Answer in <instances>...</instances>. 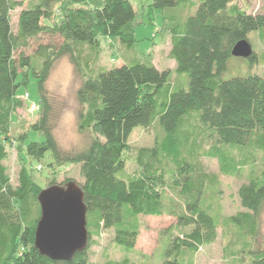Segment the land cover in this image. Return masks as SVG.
Listing matches in <instances>:
<instances>
[{"label": "trees", "instance_id": "trees-1", "mask_svg": "<svg viewBox=\"0 0 264 264\" xmlns=\"http://www.w3.org/2000/svg\"><path fill=\"white\" fill-rule=\"evenodd\" d=\"M68 1L31 0L21 9L14 29L11 12L22 2L0 0V264H89L91 222L112 229L113 241L131 251L140 235L136 218L164 213L175 215L180 225L192 226L171 240L163 261L183 264L178 257L182 248L197 251L218 236L217 218L203 201L209 181L203 159L226 162L225 145L264 152V76L226 75L234 57L255 62L249 35L258 32L264 44V13H247L234 0H153L152 7L158 10L176 6L190 10L185 17L170 15L174 25L168 56L179 75L174 77L169 68L161 70L130 52L136 42V11L130 0H103L100 8ZM102 39L118 41L129 53L121 65L95 71L92 63L99 58ZM241 39L251 43L250 57L232 54ZM33 42L38 43L36 50L26 53ZM66 55L81 72L79 129L88 134L84 145L68 150L54 133L53 109L45 91L54 60ZM30 71L38 78L41 94V115L32 128L44 137L27 141L28 134L20 135L24 152L41 161L39 170L47 154L50 169L82 164L89 241L68 260L52 259L35 246L42 187L25 164L13 182L4 162L14 115L24 106L17 93L22 83L18 78L23 74L27 81ZM155 121L163 137L152 146L137 147L140 173L123 177L133 129L148 128ZM168 174L178 176L181 211L177 201L165 203L160 191ZM238 194L244 209L228 221L251 238L250 264H264V172L242 183ZM105 264L136 263L125 256Z\"/></svg>", "mask_w": 264, "mask_h": 264}, {"label": "rangeland", "instance_id": "rangeland-1", "mask_svg": "<svg viewBox=\"0 0 264 264\" xmlns=\"http://www.w3.org/2000/svg\"><path fill=\"white\" fill-rule=\"evenodd\" d=\"M30 1L21 0L22 6L11 12L14 29L17 28L21 9L27 7ZM130 1L136 11L134 20L136 42L130 52L143 60L153 62L161 70L169 68L175 77L178 75L175 72V61L168 56L170 28L174 25L170 15L180 13L181 17H185L190 10L179 8V6L158 10L152 7L153 0ZM68 2L72 5L92 8H100L104 4L103 0H69ZM234 3H237L247 13H264V0H234ZM249 40L256 54L255 62L250 63L247 59L234 57L232 61L230 60V68L226 75L257 72L264 76V44L258 32H252ZM42 42L47 43L48 39L44 38ZM57 42L60 43V41ZM37 44L33 42L25 52L33 54ZM99 50V58L92 63L95 71L121 65L129 53L118 41L111 42L106 39L101 40ZM36 69H39L37 65ZM25 70L28 71V69ZM182 79L186 80L184 77ZM18 81L22 83L17 93L23 99L24 106L17 109L14 115L9 134L10 141L7 143L8 153L4 161L12 181L15 182L19 168L25 164L29 170H33L42 188L51 183L65 184L68 181H75L81 185L84 182L81 163H68L62 167L50 169L47 164L50 156L47 154L43 169L39 170L38 165L41 161L30 158L24 152L25 146L23 147L22 141L19 140L20 135L28 134L27 141H40L44 137L42 132L32 128V124L39 119L41 110L33 112L29 109L31 102H41V94L38 78L32 71L29 72L27 81H23V74L20 75ZM81 82V72H78L68 55L54 60L45 82L46 95L53 109V130L65 150L79 148L88 139V134L79 129V111L82 106L77 99V90ZM26 93H29V98L26 97ZM163 135V130L157 121L148 128L135 127L128 140L130 148L124 153L126 165L121 175L128 177L140 173V168L135 161L137 147L152 146ZM223 151L227 157L226 162L217 157L203 159L209 173L203 201L205 207L217 218L219 225L217 239L213 243L203 245L197 251L182 248L178 257L183 264H250L252 260L249 255V248L253 243L251 238L232 225L228 217L244 209L238 194L239 186L250 178L260 177L263 174L264 152L238 145H225ZM178 180V176L168 174L166 183L160 187V191L165 203H172L171 201L175 200L181 211L183 205L177 198ZM136 222L140 235L136 247L131 251L125 250L113 241L112 229L98 228L94 222H91L90 228L94 233L89 248V264H105L109 260H121L125 256L136 264H163L171 240L176 236H183L185 232L192 229V226L180 225L176 216L168 213L139 215ZM261 223V229L264 230V210Z\"/></svg>", "mask_w": 264, "mask_h": 264}, {"label": "water", "instance_id": "water-1", "mask_svg": "<svg viewBox=\"0 0 264 264\" xmlns=\"http://www.w3.org/2000/svg\"><path fill=\"white\" fill-rule=\"evenodd\" d=\"M253 53L247 39L232 48L234 56L250 57ZM41 215L36 227L35 246L52 259L68 260L88 246V206L82 186L75 181L51 184L38 194Z\"/></svg>", "mask_w": 264, "mask_h": 264}, {"label": "built area", "instance_id": "built-area-1", "mask_svg": "<svg viewBox=\"0 0 264 264\" xmlns=\"http://www.w3.org/2000/svg\"><path fill=\"white\" fill-rule=\"evenodd\" d=\"M26 97H30L29 96V93H26ZM29 109L31 110V111H37V110H39V104L38 103H36V102H31L30 104H29ZM39 168H40V166H39Z\"/></svg>", "mask_w": 264, "mask_h": 264}, {"label": "crops", "instance_id": "crops-1", "mask_svg": "<svg viewBox=\"0 0 264 264\" xmlns=\"http://www.w3.org/2000/svg\"><path fill=\"white\" fill-rule=\"evenodd\" d=\"M170 49V48H169ZM169 51V50H168Z\"/></svg>", "mask_w": 264, "mask_h": 264}]
</instances>
